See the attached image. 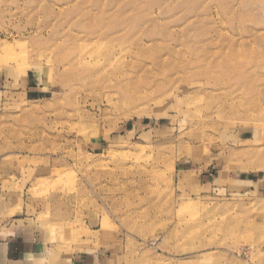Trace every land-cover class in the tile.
<instances>
[{
    "label": "rangeland",
    "instance_id": "1",
    "mask_svg": "<svg viewBox=\"0 0 264 264\" xmlns=\"http://www.w3.org/2000/svg\"><path fill=\"white\" fill-rule=\"evenodd\" d=\"M0 52L35 264H264V0H0Z\"/></svg>",
    "mask_w": 264,
    "mask_h": 264
},
{
    "label": "crops",
    "instance_id": "2",
    "mask_svg": "<svg viewBox=\"0 0 264 264\" xmlns=\"http://www.w3.org/2000/svg\"><path fill=\"white\" fill-rule=\"evenodd\" d=\"M7 199L3 197L0 212L7 211ZM43 253L44 245L33 230L0 218V264H35ZM68 260L67 264H101L97 255H74Z\"/></svg>",
    "mask_w": 264,
    "mask_h": 264
},
{
    "label": "bare ground",
    "instance_id": "3",
    "mask_svg": "<svg viewBox=\"0 0 264 264\" xmlns=\"http://www.w3.org/2000/svg\"><path fill=\"white\" fill-rule=\"evenodd\" d=\"M97 46H99V45H95L94 47H97ZM94 52V51H93ZM1 53V52H0ZM92 52L90 51V47H88V46H85V45H82L81 46V52H80V54H79V58L80 57H82L83 58V54L84 55H87V56H89L90 54H91ZM4 59V57L3 56H1L0 55V61H2ZM90 60V59H89ZM88 60V61H89ZM87 61V62H88ZM91 61V60H90ZM89 61V67H92V65H94L96 68H99V69H101L100 67L101 66H103V64H104V62H99V63H95V62H90ZM114 61H117V62H119L118 60H114ZM86 62V63H87ZM101 63V64H100ZM193 63H194V61H193ZM101 71H102V69H101ZM91 74H93V73H95L94 75H96V74H100L101 72L99 71L98 73H96L95 71L94 72H92V71H89ZM208 81V80H207ZM188 206V203H184V205H183V207H187Z\"/></svg>",
    "mask_w": 264,
    "mask_h": 264
}]
</instances>
